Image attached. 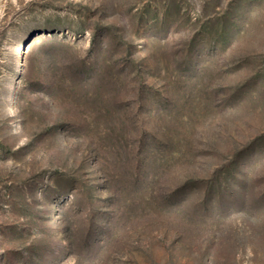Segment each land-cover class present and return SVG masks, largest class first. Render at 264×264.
Masks as SVG:
<instances>
[{
    "label": "rangeland",
    "instance_id": "obj_1",
    "mask_svg": "<svg viewBox=\"0 0 264 264\" xmlns=\"http://www.w3.org/2000/svg\"><path fill=\"white\" fill-rule=\"evenodd\" d=\"M0 264H264V0H0Z\"/></svg>",
    "mask_w": 264,
    "mask_h": 264
}]
</instances>
